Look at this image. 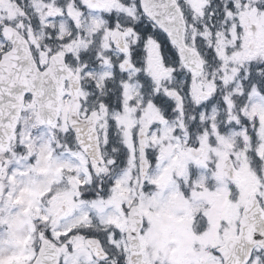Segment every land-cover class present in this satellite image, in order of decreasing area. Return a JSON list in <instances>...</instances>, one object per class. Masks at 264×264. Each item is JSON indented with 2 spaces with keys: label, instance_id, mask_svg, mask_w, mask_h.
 <instances>
[{
  "label": "snow or ice",
  "instance_id": "1",
  "mask_svg": "<svg viewBox=\"0 0 264 264\" xmlns=\"http://www.w3.org/2000/svg\"><path fill=\"white\" fill-rule=\"evenodd\" d=\"M0 264H264V0H0Z\"/></svg>",
  "mask_w": 264,
  "mask_h": 264
}]
</instances>
